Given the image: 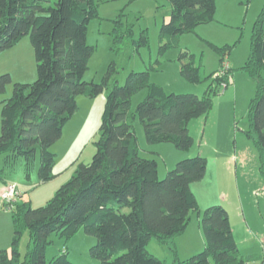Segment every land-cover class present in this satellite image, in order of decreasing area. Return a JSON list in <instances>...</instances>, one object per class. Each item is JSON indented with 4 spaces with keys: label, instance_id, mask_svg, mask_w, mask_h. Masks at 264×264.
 <instances>
[{
    "label": "trees",
    "instance_id": "16d2710c",
    "mask_svg": "<svg viewBox=\"0 0 264 264\" xmlns=\"http://www.w3.org/2000/svg\"><path fill=\"white\" fill-rule=\"evenodd\" d=\"M171 8L160 37L175 40L197 26L214 20L215 0H166ZM97 17L96 0H0V53L29 34L37 78L31 84H13L12 96L1 102L0 154L22 156L29 162L40 150L39 180L52 176L54 154L50 147L77 110L79 95L96 97L107 91L95 153L88 165L79 163L70 179L61 185L42 207L16 201L12 210L14 233L9 253L0 251V264H73L65 252L45 259L52 235L69 238L79 228L95 238L90 255L98 264H164L146 247L154 239L174 254L171 264H253L264 258L240 255L226 209L206 208L200 216L205 247L179 260L173 240L188 226L189 213L198 209L191 185L204 179L207 160L197 155L178 161L163 179L158 178L157 162L140 157L131 120L137 116L148 144L171 143L188 151L193 144L188 125L208 114L215 91L209 86L202 97L191 93H166L149 82V72L131 73L123 86L109 79L111 67L99 84L86 83L93 48L87 44L88 22ZM166 47V44L162 46ZM230 47L216 48L219 70ZM180 73L191 83H199V69L183 63ZM241 70L255 84L248 108L250 129L264 170V6L253 24L250 55ZM213 73L216 85L229 82L227 68L222 76ZM11 83L9 74L0 75V94ZM109 87V88H108ZM146 89L135 113L133 95ZM27 230L30 243L24 262L19 243ZM261 259V260H260Z\"/></svg>",
    "mask_w": 264,
    "mask_h": 264
},
{
    "label": "rangeland",
    "instance_id": "374dc122",
    "mask_svg": "<svg viewBox=\"0 0 264 264\" xmlns=\"http://www.w3.org/2000/svg\"><path fill=\"white\" fill-rule=\"evenodd\" d=\"M96 1L97 17L87 25L86 40L93 53L83 76L84 82L101 83L113 67L109 87L113 84L123 86L133 72L148 71L149 82L164 87L166 93L174 91L202 97L209 86L215 91L208 114L193 119L188 125L193 139L188 151L177 150L171 143L148 144L138 117L131 120L139 155L157 162L159 179H163L178 161L200 155V152L205 154L210 166L216 163L219 167L220 162L226 160L225 169H220V173L213 174L209 179L205 195L192 191L198 209L189 213L190 228L183 241L176 247L173 243L178 259H188L204 249L200 216L212 205L226 209L240 255L262 257L264 170H261L254 136L246 134L250 129L248 108L255 94V84L241 67L250 55L253 24L264 6V0H215L216 12L212 22L197 26L173 41L169 36L160 37L161 26L168 22L171 13L166 0ZM224 47H230L226 54L232 77L229 82L221 83L225 85L222 88L213 83L211 75L219 70L220 53L216 48ZM184 52L188 56L182 62H192L199 69L201 81L197 84L187 82L180 73V55ZM3 74H9L11 83L0 94V113L1 102L12 96L13 84H31L37 78L29 34L14 47L0 53V75ZM262 76L264 78V70ZM106 93L104 91L93 98L77 96L75 114L63 127L61 138L50 147L54 164L53 177L48 182L39 180L40 150L37 149L29 162L22 156L1 153L0 185L14 186L21 195L19 202H29L32 208L45 206L57 189L70 179L79 163L88 165L91 162L95 153L94 142L99 137ZM146 94V89H143L132 96V113ZM11 211L0 208V251L8 253L14 233ZM198 212L199 233L196 229ZM95 241L94 237L85 234L83 228L69 238L52 235L45 250V259L50 261L65 252L73 264H98L90 255ZM29 243V233L24 230L19 243L21 262L26 258ZM146 249L164 264L173 262L174 254L169 247L154 239ZM208 264H212V260Z\"/></svg>",
    "mask_w": 264,
    "mask_h": 264
},
{
    "label": "crops",
    "instance_id": "0c3cea01",
    "mask_svg": "<svg viewBox=\"0 0 264 264\" xmlns=\"http://www.w3.org/2000/svg\"><path fill=\"white\" fill-rule=\"evenodd\" d=\"M229 66H230V64H229ZM4 72H6V70L4 71ZM163 89H164V87H162ZM165 90V89H164ZM188 90H190V89H188ZM166 91V90H165ZM171 92V91H170ZM174 92V91H173ZM216 155H218V154H216ZM200 156H202V157H204V158H207V157H205V154L204 153H201L200 152ZM217 159H218V156L216 157ZM227 164H228V161H227ZM225 166H226V160L224 159V162L223 163H221L220 162V166L219 167H217V164L216 163H214L212 166H210L209 165V161L207 160V170H206V174H205V177H204V179L201 181V183L200 184H192L191 185V190L193 191V192H195V193H199V194H201V196H203V195H205V193H206V191L208 190V188H209V184H210V181L211 180H209V179H211V176L214 174V175H216V174H218V173H220V169H225ZM4 183H2L1 185H0V193L2 192V190L4 189ZM194 185V186H193ZM194 187V188H193ZM21 197V195H19V197H18V199H17V201H19V198ZM204 204V203H203ZM199 212H198V218H197V226H196V229H197V231H198V233L200 232V225H199ZM190 228V222H189V224H188V226H187V228L185 229V231L181 234V235H179V236H177L176 237V239L175 240H173V243H175V247L177 246V244H180L182 241H183V239L185 238V235L187 234V232H188V229ZM176 249H178V250H180L179 249V247H177ZM262 258H264V255L262 256ZM261 260V259H260ZM262 261V260H261ZM261 261H257V263L256 264H261ZM254 264V263H253Z\"/></svg>",
    "mask_w": 264,
    "mask_h": 264
},
{
    "label": "built area",
    "instance_id": "2783aa9c",
    "mask_svg": "<svg viewBox=\"0 0 264 264\" xmlns=\"http://www.w3.org/2000/svg\"><path fill=\"white\" fill-rule=\"evenodd\" d=\"M228 66H229V63L227 60H225L222 63V67L220 71L217 73V75L222 76L224 72L227 70ZM220 86L222 88H225L224 84H221ZM18 197H19V194L14 186L12 185L4 186V189L0 193V208H9V209L13 208Z\"/></svg>",
    "mask_w": 264,
    "mask_h": 264
}]
</instances>
